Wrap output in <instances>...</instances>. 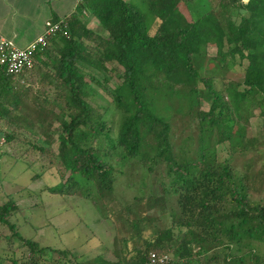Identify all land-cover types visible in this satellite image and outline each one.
Instances as JSON below:
<instances>
[{
    "label": "trees",
    "instance_id": "1",
    "mask_svg": "<svg viewBox=\"0 0 264 264\" xmlns=\"http://www.w3.org/2000/svg\"><path fill=\"white\" fill-rule=\"evenodd\" d=\"M188 1L143 0L146 12L134 0H83L82 7L98 19L103 32L79 18L80 10L36 53L34 68L22 76L23 87L0 70V118L41 136L46 146L39 149L51 162L55 154L49 148L58 133L61 183L50 191L80 195L105 212L115 188V168L100 154L101 144L108 142L123 150V158L147 165L148 172L164 167L170 177L168 186L162 184L164 196L176 194L177 205L170 214L174 226L147 236L148 218L135 207L136 200L111 209L118 215L117 259L97 255L82 260L69 248L45 247L24 237L11 221L19 206L10 198L0 205V223L23 242L28 255L9 264H140L151 251L169 254V264H264L251 243L264 242V205L251 198L250 174L231 162L250 151L234 130L236 115L251 114L241 112L242 100L257 102L264 125V0H213V8L191 24L176 12ZM155 19L159 23L152 33ZM209 46L217 48L225 74L237 60L247 62L240 82L226 85L225 77H219L218 89L216 77L201 71ZM115 71L120 117L114 134L91 100L94 83L102 86ZM32 79L39 89L31 86ZM201 98L210 101L209 109L201 108ZM180 117L196 119L200 136L207 129L216 132V146L229 141L231 157L220 160L218 151L203 142L195 154L180 156L174 146L190 141L178 144L173 137ZM0 264L8 263L0 258Z\"/></svg>",
    "mask_w": 264,
    "mask_h": 264
},
{
    "label": "rangeland",
    "instance_id": "2",
    "mask_svg": "<svg viewBox=\"0 0 264 264\" xmlns=\"http://www.w3.org/2000/svg\"><path fill=\"white\" fill-rule=\"evenodd\" d=\"M134 1L138 2L142 10L149 12L148 5L143 0ZM242 1L245 2V0ZM213 6V0H191L181 2L176 12L185 20V23L191 24ZM233 17L236 19L237 16ZM84 18L89 27L103 32L101 23L90 12ZM158 23L159 19L151 21L152 33L155 32ZM208 52L209 56L203 57L201 71L208 76L216 77L215 85L218 89L222 87L219 77H225L226 85L241 81L247 65L246 61L239 63L237 60L236 65L225 74V69L216 60L217 48L209 46ZM96 73L103 77L100 71ZM24 78L22 77V81H17L19 87L25 85ZM119 78V72L115 71L113 78L108 82H102V86L94 83L96 88L92 92L91 100L104 113L107 125L114 128V134L117 132L120 117L117 109L118 102L115 100V96L119 93L116 91L115 82ZM31 82L34 89L40 88L36 79H32ZM54 94L52 92L53 96ZM122 95L126 98L125 92ZM231 103H233L232 99ZM240 104L241 112L250 110L251 114L249 117L236 115L234 130L242 137L241 146L250 148V151L243 155L239 154L231 162L236 165L237 170L250 174L251 198L264 205L263 116L260 115L261 108L256 101L249 102V99H245ZM209 105V100L201 98L202 109H209ZM55 125L60 127L59 122H55ZM175 127L177 131L173 130V137H176L178 144L183 139L190 140V145L188 141H185L180 146H174L180 156H183L184 152L188 156L195 154L194 150L197 151L199 142L200 144L203 142L209 147L208 150L218 151L220 160L231 157L229 141L216 146V132L211 133L208 129L200 136L196 119L177 118ZM7 133H13L14 138L6 139ZM108 133L109 131L106 130L105 134ZM58 143V133H55L52 145L46 148L47 152L49 148L50 152L55 154V161L51 162L50 158L39 149L40 146H46L41 136L24 127L17 128L6 120H0V205L10 198L17 202L19 209L12 214L11 221L16 224L24 237L36 240L45 247L69 248L82 260L97 255L116 260L117 223L114 219L117 220L118 215L115 216V212L112 213L111 209L121 208L136 200L135 207L148 218L146 223L149 228L145 236L154 229L174 226L170 214L177 210L176 194L164 196V186H168L170 180L164 167H156L154 172H148L147 165L138 162L137 159L123 158V150L109 147L108 142L101 144L100 154L115 168V188L113 204H109L105 212L99 211L91 200L80 195H62L50 191L49 187L61 183L59 172L61 168L57 165L56 157ZM177 232L178 230L175 229V233ZM251 243L257 257L264 259V242L252 241ZM26 255H28L27 247L23 242L18 238L10 237L9 229L0 223V258L5 259L9 264L12 258L21 260ZM51 255L52 253H48L45 263L49 262ZM56 259V255L53 254V260Z\"/></svg>",
    "mask_w": 264,
    "mask_h": 264
},
{
    "label": "crops",
    "instance_id": "3",
    "mask_svg": "<svg viewBox=\"0 0 264 264\" xmlns=\"http://www.w3.org/2000/svg\"><path fill=\"white\" fill-rule=\"evenodd\" d=\"M82 4L80 0H0V33L25 47L44 32L47 21L66 19L80 10L78 17L85 21L90 11Z\"/></svg>",
    "mask_w": 264,
    "mask_h": 264
},
{
    "label": "built area",
    "instance_id": "4",
    "mask_svg": "<svg viewBox=\"0 0 264 264\" xmlns=\"http://www.w3.org/2000/svg\"><path fill=\"white\" fill-rule=\"evenodd\" d=\"M81 2L83 0H80ZM249 0H245V3ZM83 13L86 10L83 9ZM66 19L47 21L44 32L25 47L18 46L11 39L0 33V70H4L16 81H22V76L34 68L35 55L50 42L49 39L62 30ZM171 256L151 251L140 264H169Z\"/></svg>",
    "mask_w": 264,
    "mask_h": 264
}]
</instances>
